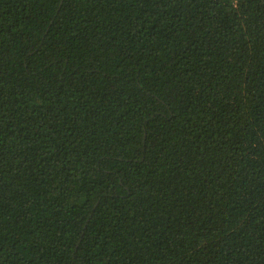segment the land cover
Returning <instances> with one entry per match:
<instances>
[{"label":"trees","instance_id":"trees-1","mask_svg":"<svg viewBox=\"0 0 264 264\" xmlns=\"http://www.w3.org/2000/svg\"><path fill=\"white\" fill-rule=\"evenodd\" d=\"M0 264H264V0H0Z\"/></svg>","mask_w":264,"mask_h":264}]
</instances>
